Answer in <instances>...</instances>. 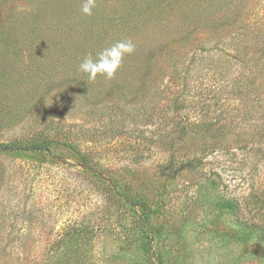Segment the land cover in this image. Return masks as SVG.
<instances>
[{
	"label": "rangeland",
	"instance_id": "obj_1",
	"mask_svg": "<svg viewBox=\"0 0 264 264\" xmlns=\"http://www.w3.org/2000/svg\"><path fill=\"white\" fill-rule=\"evenodd\" d=\"M82 5L0 0V264H264V0Z\"/></svg>",
	"mask_w": 264,
	"mask_h": 264
},
{
	"label": "clouds",
	"instance_id": "obj_2",
	"mask_svg": "<svg viewBox=\"0 0 264 264\" xmlns=\"http://www.w3.org/2000/svg\"><path fill=\"white\" fill-rule=\"evenodd\" d=\"M94 7L95 0H83L81 11L90 16ZM134 51L135 44L131 40H119L95 56L91 54L85 56L79 63L77 71L89 79H95L97 75H104L110 79L121 66L125 55H131Z\"/></svg>",
	"mask_w": 264,
	"mask_h": 264
},
{
	"label": "trees",
	"instance_id": "obj_3",
	"mask_svg": "<svg viewBox=\"0 0 264 264\" xmlns=\"http://www.w3.org/2000/svg\"><path fill=\"white\" fill-rule=\"evenodd\" d=\"M138 76H139V73H138ZM209 127L210 126H208L207 128ZM189 130L190 129L186 130V127L185 128L181 127L180 130H178L177 128L175 132L181 135H186ZM19 150H26V151L36 152V153L45 151V154L50 155V153L52 152V142H50L49 140H45V148L44 146L38 145V144H34L26 148H20L19 146L12 145V144H8V145L0 144V152H11V151H19ZM156 167H157L158 172L162 174L163 176H166L167 179H174L176 177H180L183 172H186V171L191 172L192 170H195L198 167V165H196L194 161L192 160H182L181 162L177 163L176 159L174 157L173 158L171 157L166 162H160ZM137 205L140 210L139 222L142 224V227H143V229L141 228L137 229L139 230L138 232H140L138 233V235L139 234L143 235L144 232H147L148 236L151 237L153 236V228L150 226L149 221L153 213L143 201L138 202ZM135 227L137 228L138 225ZM81 234H85V232H83V229H81ZM133 236H137L136 232H134ZM149 245L152 248L151 242H149ZM72 252L76 254V250H72ZM156 263L162 264L160 258L156 259Z\"/></svg>",
	"mask_w": 264,
	"mask_h": 264
}]
</instances>
